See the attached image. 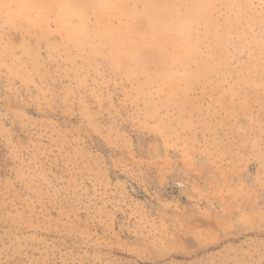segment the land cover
Instances as JSON below:
<instances>
[{"label": "rangeland", "instance_id": "374dc122", "mask_svg": "<svg viewBox=\"0 0 264 264\" xmlns=\"http://www.w3.org/2000/svg\"><path fill=\"white\" fill-rule=\"evenodd\" d=\"M0 264H264V0H0Z\"/></svg>", "mask_w": 264, "mask_h": 264}]
</instances>
